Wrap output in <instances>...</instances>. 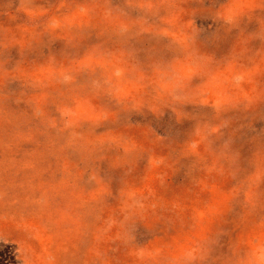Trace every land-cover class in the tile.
I'll use <instances>...</instances> for the list:
<instances>
[{
    "label": "rangeland",
    "instance_id": "rangeland-1",
    "mask_svg": "<svg viewBox=\"0 0 264 264\" xmlns=\"http://www.w3.org/2000/svg\"><path fill=\"white\" fill-rule=\"evenodd\" d=\"M0 264H264V0H0Z\"/></svg>",
    "mask_w": 264,
    "mask_h": 264
}]
</instances>
